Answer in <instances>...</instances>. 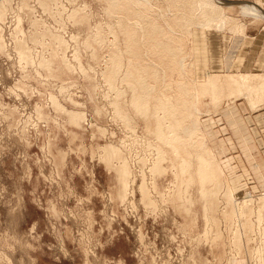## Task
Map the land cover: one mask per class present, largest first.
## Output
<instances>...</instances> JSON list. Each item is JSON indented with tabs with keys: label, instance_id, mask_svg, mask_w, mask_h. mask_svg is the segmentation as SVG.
I'll use <instances>...</instances> for the list:
<instances>
[{
	"label": "rangeland",
	"instance_id": "1",
	"mask_svg": "<svg viewBox=\"0 0 264 264\" xmlns=\"http://www.w3.org/2000/svg\"><path fill=\"white\" fill-rule=\"evenodd\" d=\"M114 1L118 4L117 0H0V264L112 260L139 264L134 251L142 233L140 239L130 231L112 238V227L104 219V195L119 211L135 178L131 165L137 158L144 168L137 204L142 214L160 216L153 233L154 225L147 221L143 244L169 243L174 257L184 264H264V146L250 147L226 110L233 101L242 103L245 111L257 112L264 93L253 96L251 109L241 89L200 88L216 74L229 82L230 77L253 72L246 57L252 45L257 56L264 42V16L249 8L260 7L264 14V0H209L222 8L214 16L207 11L208 0L206 4L138 0L112 11ZM221 12L229 20L216 28ZM149 25L163 28L164 35L151 37ZM140 31L142 42L136 38L139 51L133 52L126 32ZM218 34L223 41L231 35L244 40L239 57L231 61L233 68L225 66L224 73L213 65L221 62L215 53L219 42L225 48ZM167 42L179 45L188 65L186 74L170 69L173 59L157 47ZM116 58L121 59L118 71ZM158 68L168 75L165 82L162 73L158 82L153 78ZM144 79L155 94H146ZM181 82L189 87L192 95L187 100L200 114L188 113L186 118L183 112L189 105L182 110L176 103L182 95L177 87ZM141 91L152 113L147 117L132 105ZM196 92L200 99H195ZM156 95L172 98L176 134L187 141L184 150L177 151V145L156 135L158 123L165 127L171 120L166 123L163 114L155 119ZM196 119L199 128L192 137L179 132L181 122L188 125ZM256 134L254 143L259 146ZM203 143L206 152L199 150ZM215 144L225 156L217 155ZM110 149L117 155L112 157ZM202 154L213 156L219 178L217 184L202 187L213 193L209 201L202 198L195 176L187 186L191 178L180 169L186 160L196 170ZM124 165L130 173L128 182L119 177ZM149 175L155 180H148ZM142 188L148 192L147 200ZM99 229L104 232H88ZM97 241L103 248L92 256L91 247L96 246L88 245Z\"/></svg>",
	"mask_w": 264,
	"mask_h": 264
},
{
	"label": "bare ground",
	"instance_id": "2",
	"mask_svg": "<svg viewBox=\"0 0 264 264\" xmlns=\"http://www.w3.org/2000/svg\"><path fill=\"white\" fill-rule=\"evenodd\" d=\"M117 1H118V4L115 1L111 4V10L112 11H115L118 8V6H121V5L127 6V5L131 4V2H133V1L138 2V0H117ZM202 1H204L202 4H206L205 0H202ZM216 1L220 2V3H223L225 0H216ZM210 3H212V1L209 2V0H208L206 8H208L207 11H208L209 15L214 16L213 12L219 10V8H221V7H220V4L218 5V4H214V3L210 4ZM228 3H226V4H228ZM231 5H233V4H230V6ZM240 6H242V5H240ZM259 8H258V10H259ZM249 9L251 11H253L254 13L261 14L262 16H264V14H262L260 12V10L258 11L255 8H252V7L249 8ZM137 16L138 15H135L134 17L137 18ZM218 16L220 17V18H218L220 20H219V23H215L218 26L217 25H215V26H216V28L217 27L223 28L225 26V24H226L225 22L228 21L229 19L227 20V16L224 15V12H221V14L218 15ZM212 21H213V19H212ZM138 25L140 26V24H138ZM206 25L208 26L210 24H206ZM136 26L137 25H135V28H136ZM140 33L142 34L141 31L139 33H136V34H129V33L126 32L129 49H132L131 51H133V52L139 51L138 50L139 41L136 38L138 37L139 40L141 41ZM124 34H125V32H124ZM149 34H150L151 37H155V36L159 37L160 35L161 36L164 35V30H163V28L162 29L161 28H157V26H155V25H149ZM157 47L159 49H161L162 53L165 54L166 56H168V58L173 59L171 61H174V63L172 62L173 64H171L170 69L172 67L173 71L177 70V71H179V73L186 74V70L188 69V67H187L188 65L186 66V64L184 63L185 62L184 61L185 58L183 57L182 51L179 49V45L178 46H173L172 44H168V42H167V44L157 43ZM136 58L138 59L140 57H136ZM116 59H118V61H115V69L114 70L118 71L120 69V66H121L120 65L121 59L120 58H116ZM160 73H162L161 80L165 82L168 75H166V72L163 71V70L159 71V68H158V70L156 72L152 73L153 74V78L156 79L157 82H158L160 80V76H159ZM146 81L147 80L144 79V83H143V84H145V87H146V94H151V93L155 94L156 91L150 89V85H148ZM228 81L229 82H225L224 80H222L217 75L216 76H211V77H209V79L204 84L201 85L200 88H203L204 90H209V91L213 90V92H215L214 90L217 91V88H219L221 86L223 87L225 85H228L229 87H234V88H237V89H241L242 92H245L247 94V96H248L247 99H249L250 104L252 106L255 105V98L253 99V96H255L257 98V96H259V94H263L264 93V77L250 76V75L246 74V75H241L238 78L237 77H230V79ZM136 83L138 84L136 86L141 88V85H139L138 79H136ZM196 85H198V83ZM177 87H178L179 92H181L182 95H180L181 98L176 103H178V105L181 106L182 110H183V107H187L189 105V107L186 109L187 113H185L186 111L183 112L181 110L183 112V114L186 116V118H188V116H187L188 113H190L192 116L194 115L193 113H195V112L198 113L199 111L197 110V108H196L197 106L194 104V102H192L193 104L191 103L192 104L191 105L189 103L190 101L188 102V100H187L188 95L189 96L192 95L189 87L187 85H185L184 83H182V82L178 83ZM194 87H195V84H194ZM168 88H170V87H168ZM195 90H196V88H195ZM161 94H163V93H161ZM241 94L242 93L240 92V95ZM199 95H200V92L194 93V96L196 97L195 99H200V98H197ZM139 96H140V98H136L135 102H133L132 105L135 107V109H137L139 111V113H141L142 116H146L147 117L149 114L152 115V113H150L149 102H146L145 93L143 91H141ZM156 96H157V98H154V101L157 103V105L155 106L154 111H153V115L155 116V119L157 120V118L159 117L160 114L164 115L166 123L171 119L167 123V125L165 127H160L159 123H158L156 135L158 136L159 139L165 140L168 145H171V144H172L171 146L177 145V147L176 146L174 147L175 149H177V151L179 149H183L184 150V148L186 147V142L187 141L186 142L184 141L186 138L185 139L181 138V136L179 134L178 135L176 134L177 131H178L177 129H179V128H175L174 127V125H176V121L174 120V118H178V117H176V116L174 118L172 117L171 104L173 105V103H174V102H172V98H170L169 96H166V95H161L163 97V99H161L158 95H156ZM215 97H216V93H215ZM216 99H218V98H216ZM152 106L154 107V105H152ZM173 106H175V105H173ZM198 114H200V113H198ZM195 122H197V119L194 122H190V124L188 123V125L185 124L186 120L181 122L180 131L179 132L182 131L181 132L182 134L184 133V135L187 134V135H189L188 137H192L194 132L197 131V129L199 128ZM172 134H173V136H172ZM174 140H175V142H173ZM190 145H192V143ZM203 148H204V143L199 146V150L200 151H202V150L205 151V149H203ZM109 153L111 154L112 157H113V155L114 156L117 155V152L114 151L113 149H110ZM206 156L208 158H206ZM210 157L211 156H209V154L208 155L207 154H202L201 157H198L197 160H196V163H198V167H197L196 170L192 169L190 164L186 160L182 161L181 168H180L182 175H184V176L188 175L191 178V179L188 178L187 181H189V183L187 182V186L189 184H193L194 183L193 177L195 176L194 180L196 179L198 181L199 185H200V188H201L200 189L201 190L200 193H202V198L206 197V199H208V201H209V198L211 197L210 195H213V193H211V191L203 192V190H202L203 185H207V183L208 184L211 183V185H212V183L217 184V182H219V178L216 175V168L217 167L215 165V162L211 159L213 156L211 158ZM155 171L156 172L158 171V167H155ZM195 171H196V173H195ZM119 177H120V180L122 182H128L129 181L130 173L128 172L126 165L121 167V170H120V173H119ZM183 182H184V180L182 181V183ZM214 187H215V185H214ZM213 189L214 188H212V190ZM142 190H143L144 200H147L149 198L148 192H147L146 188L145 189L142 188ZM216 191L214 192L215 196H217L215 194ZM208 196H209V198H208ZM215 196H213V197H215ZM211 206H212V204H211ZM232 208H234V207H232ZM235 209H237V208L235 207Z\"/></svg>",
	"mask_w": 264,
	"mask_h": 264
},
{
	"label": "built area",
	"instance_id": "3",
	"mask_svg": "<svg viewBox=\"0 0 264 264\" xmlns=\"http://www.w3.org/2000/svg\"><path fill=\"white\" fill-rule=\"evenodd\" d=\"M139 165V166H138ZM132 170L135 174V178L131 179L128 191L126 194V197L124 200H122L120 210L115 211L113 204L114 201L111 199V197L108 194L104 195V203L106 204V211H105V222L109 224V227H112L109 230L110 236L113 235L112 238L118 236V235H124L126 234V231H130L133 235H138L142 233L143 237L140 239L141 242H139V245L134 251L135 257L138 259L139 264H184L183 260L177 259L174 257L173 254V247L169 243L165 242H156L153 240L152 242H148L146 244H143V240L145 238V234L143 231L145 230L147 221H151V224L154 226L151 228V233L156 229L155 226L159 224V215L151 213L150 215H147L146 212L142 214L140 211V206L137 204V192H139V186L142 181V173L144 168L142 167V164L137 161H134L133 165H131ZM148 180H155L152 176H148ZM156 182V181H155ZM150 186L152 185L149 181ZM153 196H155L156 192L152 191ZM141 196V195H140ZM155 198V197H153ZM142 197L140 198L139 202L143 205L141 202ZM145 207V206H144ZM119 208V207H118ZM146 208V207H145ZM147 209V208H146ZM156 213V212H154ZM118 227H117V226ZM106 230H108L106 228ZM170 231V229H168ZM79 232L78 239L80 237ZM89 233L95 234V233H103L104 230H98V232H92L88 230ZM149 235V232H146V236ZM149 238V236H148ZM97 244H90L88 247H91V255L96 256V253L98 250L103 248V244H100V241L95 242ZM102 243V241H101ZM177 250V249H176ZM95 251V252H94ZM116 261H110L108 264H117ZM107 264V263H106Z\"/></svg>",
	"mask_w": 264,
	"mask_h": 264
},
{
	"label": "crops",
	"instance_id": "4",
	"mask_svg": "<svg viewBox=\"0 0 264 264\" xmlns=\"http://www.w3.org/2000/svg\"><path fill=\"white\" fill-rule=\"evenodd\" d=\"M251 23L247 24L248 27L253 24V23L252 24ZM218 36L222 40V38H223V37L221 38L222 35L218 34ZM237 37L238 36H234V35L225 36L224 37L225 40L224 41L222 40L223 43H225L224 49H222L221 42H219L220 46L218 43H216L217 46H219V47H217V51H215V53L218 54V56H216V58L219 59L218 61H221V62H216L213 65H215L216 67H218L220 69V70H218L219 73H224L223 71H226L225 66L227 68H230V67L233 68L234 65H233V63H231V61L234 60L235 58L239 57V56H236L238 53H240V45L239 44L242 41L243 45H244V40H242L241 38H237ZM257 38H259V37H256V38L254 37V40ZM215 41L217 42L216 39H215ZM254 52H255L254 45H252L251 48L250 47L248 48V55L246 58H248L247 59L248 60V62H247L248 67L251 68V65H253L254 70H253V72L251 71V73H248V74H251V75H254L257 77H264V42L262 43L261 47L257 50V54H258L257 56ZM228 54H231V55H228ZM251 54H253L254 56H252ZM218 75H231V74H218ZM247 101H248L247 108L253 109L250 105L249 100H247ZM257 108H258L257 112H253V111L251 112L250 110L245 111L242 103L234 104V102L231 101V102L226 104V110L230 112L229 115L233 119L239 133L242 134V137L247 142V144L250 147L262 149L264 146V124H261V123H262V120H264V116L261 117L262 118L261 120H259L257 117L260 115H264V100L261 103H259ZM258 112H261V114L258 116H255L254 114L258 113ZM207 130L209 131V129H207ZM255 133H257L256 135H258V137H256V139L260 138V140H261V141H259V139H258L259 146L254 143L255 142L254 141ZM209 135H210V132H209ZM218 146H220V144H218ZM218 146H217V144H215V151L218 153L217 155H219L220 157L225 156V150H223V148L220 146V150H222L220 152L218 150ZM226 168L228 169L227 166H226ZM120 257H122V256H120Z\"/></svg>",
	"mask_w": 264,
	"mask_h": 264
}]
</instances>
